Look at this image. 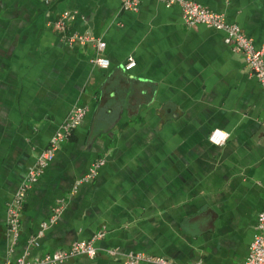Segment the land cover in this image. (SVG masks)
Wrapping results in <instances>:
<instances>
[{
  "label": "crops",
  "instance_id": "0c3cea01",
  "mask_svg": "<svg viewBox=\"0 0 264 264\" xmlns=\"http://www.w3.org/2000/svg\"><path fill=\"white\" fill-rule=\"evenodd\" d=\"M123 1L0 0V263L100 232L95 257L58 264H122L130 251L242 264L248 253L264 210V89L221 31L185 24L178 4ZM193 1L264 49V0ZM65 10L75 15L62 32ZM74 33L104 41L109 65L91 63L93 41L69 43ZM79 105L85 116L28 189L14 237L8 206ZM217 128L223 145L208 140Z\"/></svg>",
  "mask_w": 264,
  "mask_h": 264
},
{
  "label": "built area",
  "instance_id": "2783aa9c",
  "mask_svg": "<svg viewBox=\"0 0 264 264\" xmlns=\"http://www.w3.org/2000/svg\"><path fill=\"white\" fill-rule=\"evenodd\" d=\"M165 5L178 4L181 9L182 19L187 25L202 24L211 27L223 33L224 42L235 52L242 55L245 64L249 67L254 77L257 79L261 87L264 89V49L257 48L252 37L248 36L242 28L234 22L229 21L222 13L215 12L211 9L193 0H160ZM138 0H124L122 7L126 10H136L138 8ZM74 12L69 10L63 11L55 21L54 25L60 31H66L69 21L74 19ZM69 43L78 41L85 43L93 41L95 46V56L90 59L91 63L107 67L109 61L101 56V52L105 48V42L100 39H94L89 35L74 33L67 37ZM135 65L133 60H129L125 64V69H130ZM86 113V107L76 106L66 117L64 122L51 136L49 143L37 156L35 163L29 169L24 181L18 187L12 201L8 206V217L6 220L7 230L14 237L18 235L20 227V215L23 208L28 189L37 182L43 172V169L49 161L54 157L55 151L61 142L67 140L73 133V130L81 123ZM264 123V119L262 121ZM229 137V133L223 129H213L208 136L210 143L214 145H223ZM103 161L99 160L92 165L89 173L81 177L78 182L87 181L95 177L99 166ZM54 221V216L49 222ZM48 222L42 223L44 228ZM257 232L249 244L248 253L242 264H264V210L257 215ZM102 232L97 233L91 240L74 241L67 249H58L50 253H46L41 257L28 259L24 256L17 257L14 260H8L0 264H58L70 259L73 256L84 255L93 258L97 254V249L92 244V240L102 236ZM112 254L117 253V249L111 248L107 250ZM180 264L155 254L145 253L142 251L127 252L122 264ZM188 264H201L199 261H193Z\"/></svg>",
  "mask_w": 264,
  "mask_h": 264
}]
</instances>
